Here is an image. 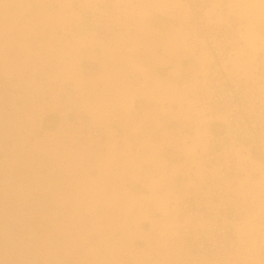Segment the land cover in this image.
<instances>
[{"label":"rangeland","instance_id":"374dc122","mask_svg":"<svg viewBox=\"0 0 264 264\" xmlns=\"http://www.w3.org/2000/svg\"><path fill=\"white\" fill-rule=\"evenodd\" d=\"M149 1L0 0V264H149L147 251L134 257L143 247L134 243L135 230L158 218L163 230L182 232L178 205L199 184L211 148L213 131L202 115L209 65L200 60L191 109L173 105L181 110L171 122V110L157 111L154 103L129 111L128 96L96 86L89 80L95 64L82 60L91 43L125 32L116 9L125 8L129 18L137 5L143 17L153 11ZM185 1L175 0L183 18L163 27L172 30L159 55L186 50V29L189 43L210 56L199 31L232 23L242 42L231 48L229 65L257 74L263 85L264 0H229L240 14L219 21L204 13L220 12L228 0H188L192 13L181 8ZM85 22L90 28L83 32ZM157 85L148 80L144 92ZM112 112L128 115L111 122ZM254 157L231 186L242 204L231 264H264V153ZM183 237L175 264L187 252ZM151 246L161 257L157 243Z\"/></svg>","mask_w":264,"mask_h":264},{"label":"built area","instance_id":"2783aa9c","mask_svg":"<svg viewBox=\"0 0 264 264\" xmlns=\"http://www.w3.org/2000/svg\"><path fill=\"white\" fill-rule=\"evenodd\" d=\"M85 22L81 29L88 31ZM199 40L211 56L202 115L212 128L199 184L178 205V219L189 242L182 264H231L238 250L242 204L231 191L243 165L264 153V83L232 68L231 48L242 42L232 23L210 24Z\"/></svg>","mask_w":264,"mask_h":264},{"label":"crops","instance_id":"0c3cea01","mask_svg":"<svg viewBox=\"0 0 264 264\" xmlns=\"http://www.w3.org/2000/svg\"><path fill=\"white\" fill-rule=\"evenodd\" d=\"M189 1L186 0L185 3L187 5H184L185 7L182 5L181 8L187 13H192L193 7L191 3L189 4ZM176 3L175 0H168L165 3L163 0H150L148 5L153 9L152 12L144 14L141 17V7L138 8L136 5L133 8L134 13L129 18L125 13L126 9L119 7L116 11L125 18V32L111 39L97 40L91 43V48L89 50L86 49V52H88L86 57L82 59L95 64L97 72L89 80H93L92 82L96 86L104 83L103 87L106 88L107 84L112 90L119 88L123 94L128 96L126 107L129 111L132 109L136 112L141 111L137 109L139 106L140 108H146V104L154 103V108L157 111L165 109L168 112L171 110L170 114H168L169 121L171 122L177 121L180 118L179 112L181 109H191L193 102L191 98L193 95L191 87L195 84L193 83L194 73L196 71L199 73V70L196 68L199 67L200 60H206L207 63L204 65L205 69L210 64V56L207 53L204 54V51L199 52L198 47L194 46L192 42L189 43V33L186 29L184 33L185 39L187 40L186 50L178 53V55L168 54V57L164 53L162 56L159 55V47L164 46V36L169 35L172 30L170 29L171 27H166L169 30L165 31L163 27L166 26V23L170 19H174L175 17L178 19L183 18L181 12L176 10ZM186 9L188 10L186 11ZM211 12L210 9H207L204 13L208 17V21H219L220 19L230 18L235 15L238 16L240 14L238 7L234 6L229 0L227 6H224L220 12H216L214 15H211ZM29 20H33V16ZM86 46H89V44ZM94 50L97 52H94ZM126 59H132L136 65L130 66V69L126 68L123 65ZM139 60L141 61L139 62ZM144 62L147 66L144 65ZM117 76H120L121 80L118 79L117 81ZM150 79L155 80L158 84L153 88L151 87V90L149 89V91L158 92V94H153V96H160L155 98V102H153V96L149 91L144 92L147 81ZM159 91L161 94H159ZM177 96H179L178 100ZM173 105H180L181 109L176 111ZM122 108L123 106H121ZM184 113L187 114L186 111ZM111 115V122H119L128 113L123 112L119 116H115V113L112 112ZM120 123L122 124V122ZM172 165L176 166V164ZM182 174L186 176L188 172L185 170ZM159 222L161 220L157 218L153 220L151 225L149 224L150 226H141L140 230L133 232L134 243L143 246L142 249L136 250L134 257L138 256V252L143 253L147 251L152 256L150 260V255L146 254L147 259L150 261L154 260L149 264H175L185 249L183 244L185 245L186 240L182 232L171 230L169 225H167V230H163L159 226ZM157 241H162V243L159 244ZM154 243H157L159 247L158 253L162 255L161 257L157 258L153 254L156 252L154 249H151L154 247L151 246Z\"/></svg>","mask_w":264,"mask_h":264}]
</instances>
